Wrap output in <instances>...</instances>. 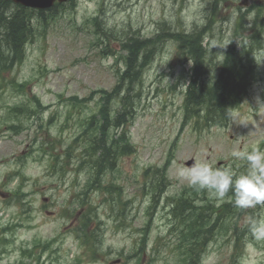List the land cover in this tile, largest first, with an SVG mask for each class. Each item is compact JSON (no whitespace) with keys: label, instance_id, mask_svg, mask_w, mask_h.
Masks as SVG:
<instances>
[{"label":"rangeland","instance_id":"rangeland-1","mask_svg":"<svg viewBox=\"0 0 264 264\" xmlns=\"http://www.w3.org/2000/svg\"><path fill=\"white\" fill-rule=\"evenodd\" d=\"M244 1L77 0L74 13H63L45 35H38L27 45L22 65L13 70L0 69V206L5 207L0 218V264L20 262L23 250L38 257V244L51 247L41 256L44 264H75L76 260H79L77 264H116L117 260H120L118 264H138L137 255L128 263L125 257L134 253L142 236L138 230L148 221L149 197L142 192L145 170L163 167L173 154L166 173L167 196L176 198L189 187L181 176L186 161L200 160L214 168L232 164L235 168L241 161L232 159V151L256 147L264 150V0H248L246 7L239 6ZM214 13L211 36L205 39L206 66L213 72L210 76L214 74V63L223 60L229 41L237 45L241 42L237 23L243 16L244 28L248 29L241 31L244 37L253 34L255 24L262 33L261 49L258 51L257 46L255 53L259 80L235 110L227 127L214 126L197 132L190 123L181 131L183 84L187 76L184 69L188 65L185 58L182 64L178 60L176 42L164 43L160 38L159 26L166 22L168 26L190 32L194 27L205 26ZM94 19H99L102 28L115 35V39H110L114 51L107 50L104 56L99 55V48L92 47L94 28L89 23L93 24ZM133 34H137L134 39L138 37L141 44H147L155 53L151 63L137 74L136 84L130 85L134 89L131 96H134L136 116L127 130L136 153L122 158L117 170L103 179V186L121 188L124 202L132 201L124 222L129 226L117 228L112 207L121 195L117 189L112 195L106 190L85 192L92 171L89 166L82 169V162L87 159L85 146H89L91 138L79 139L76 127L61 129L68 110L59 106L58 96L65 101L70 96L88 98L95 91H112L118 84L116 73L124 68L122 57L127 53L121 45L129 37L133 38ZM17 82H27L24 93L14 90ZM32 96L40 98L43 106H49L46 117L58 115L48 131L39 129L41 122L37 117L14 116L10 111L23 104L35 108ZM100 98V94L95 95L88 104L100 105ZM112 110L116 114L119 108L114 106ZM94 113L82 112L81 118L84 120ZM11 125L18 126V132L13 131ZM109 137L112 139L115 135L111 133ZM19 188L23 195H16ZM210 201L218 205L226 198L216 202L206 193L200 205L206 207ZM89 208H93V214L105 227V243L99 258L81 245L73 232L83 223V215ZM121 209V204L116 206V210ZM261 215H264V206L259 205L257 217ZM248 219L238 218V227L247 226ZM20 223L24 226L3 234L5 228ZM152 223L147 252L139 264H175L180 255L174 248L161 245L172 237L162 209L155 214ZM245 235L247 243L240 250L232 248L235 237L231 230L212 235L214 239L208 245L205 255L208 256H204L202 264H264V241H255L248 231ZM160 238L161 242L157 243ZM35 259L27 257L23 262L36 264L30 261Z\"/></svg>","mask_w":264,"mask_h":264},{"label":"trees","instance_id":"trees-1","mask_svg":"<svg viewBox=\"0 0 264 264\" xmlns=\"http://www.w3.org/2000/svg\"><path fill=\"white\" fill-rule=\"evenodd\" d=\"M74 7L75 3L72 4L71 8L73 9ZM16 12L17 8L11 3V0H0V34L3 37L2 41H0V69L2 70L12 69L15 65L22 64L25 58V44L35 36V32L33 33V19L27 17V13ZM214 15L215 13L208 18V28L206 25L199 28L194 27L190 32L177 31L173 28H167L166 30L165 28L162 29L167 33H175L174 36L177 38H173L178 47V60L180 63L182 64V60L185 58V64L191 63L192 65L190 75L188 76V89L183 103L184 124L194 120L197 128L206 129L213 126L222 127L228 125L232 113L242 103L244 97L248 94L253 81L256 80V77L260 76L259 62L256 61L255 53L257 51V46L258 51L261 49L259 40L261 39L262 33H260V30L258 31L259 28L257 24H255L257 23V19H255V26L252 28L253 34L250 37H244V33L241 31H248V29L244 28V17H241L238 21L237 29L244 37L243 41H245V43L241 44L240 48H237L242 42V38L238 45L230 40L228 48L223 55V60L219 63H214V74L210 76V73L213 72L210 71V66H206L207 48L205 47L204 36L206 31L210 30L211 22L214 21ZM45 19L46 18L41 15L40 22L45 23ZM92 25L95 26L96 33H102L108 42H111L109 41L110 39H115L114 34H111L110 31H106L102 28L99 19H94ZM162 25L163 27L166 26V24ZM262 26L261 23V27ZM98 27H101L100 31L98 30ZM135 37H129L127 42L122 45L123 50H127L129 53L126 55L127 57H122L124 59V70L120 75V83L111 93L105 91L101 92L103 101H105V105L99 114L101 116L99 120L102 121V135L100 138L94 140L95 145H93L94 148L95 146H98L100 149V159L94 160L96 166L94 176L95 180L99 183V176L101 177L105 169L115 165L119 157L129 154L131 151L125 131L122 134L120 133V137L118 136L112 143H108L107 139L109 137V131L108 127L104 125H110L111 110L108 109L110 101L113 102L118 100V105H121L124 108L116 117L115 123L117 128L122 127L127 120L134 117V113L131 111L135 108L134 96H131L134 91H130L129 89L126 90L124 89V86L136 84L135 80L137 79V74L147 67L146 65L149 64L152 59L151 57H153L155 52V50L147 44H141L138 37L134 39ZM246 40L249 42L247 43ZM108 42L102 50L104 53L109 50L107 47L109 45ZM263 47L264 44L262 45V48ZM154 48L156 49L157 46H154ZM213 54L216 53L213 52ZM25 87V84L20 85V91H24ZM128 88L130 87L128 86ZM130 89L132 90L133 88ZM71 100L73 101V105L77 106L79 100L75 97ZM35 102L37 103L39 110H42V104L40 101L35 99ZM38 113L39 111L29 108L28 105L13 109L14 116L22 114L31 117ZM96 120V117L91 120L92 123H90V127L87 129L86 134L88 132L93 135L97 133L96 129L93 127L100 123H96ZM18 128L19 127L14 125L11 126V129L15 132H18ZM114 147L116 149H114ZM98 148L95 149V152L97 153H99ZM111 158H115V160H111ZM239 170H244V162L240 165ZM159 175L161 174L157 172V178L151 183L152 189L156 191V193L157 191H165V178L164 176L159 177ZM154 183H156V186H154ZM190 193L191 195L189 196L188 194ZM182 196V198L177 200V212L180 215H184V209L189 211V214L185 219L186 222L187 218H189V223L185 226L186 235L183 236L181 240V247H183L182 253L185 255L187 249L191 248L190 251H192L195 246L201 245L211 235H215L218 231L230 228L234 216L245 215L250 219L257 217L252 208L239 209L234 207L231 201L222 205L209 202L208 206L199 207L195 206L194 200L192 201L190 199L192 196L198 197V192L184 190ZM229 196H231V193H229ZM196 212L198 213L197 215ZM231 230L236 239L235 244H237V247L234 248L235 250H240L241 245L244 243V237L246 236L245 232L248 231V225L240 229L238 224H236ZM84 236L89 239L87 234H84ZM90 250L93 252L95 251L94 253L96 254L98 246L94 244V246L90 247ZM188 256V258H185L186 260L183 264H200L198 258L192 254ZM182 262L183 261H181V263Z\"/></svg>","mask_w":264,"mask_h":264},{"label":"clouds","instance_id":"clouds-1","mask_svg":"<svg viewBox=\"0 0 264 264\" xmlns=\"http://www.w3.org/2000/svg\"><path fill=\"white\" fill-rule=\"evenodd\" d=\"M231 157L234 161L244 162L243 171L239 170V164L235 168L232 164L214 168L209 163L195 160L182 170L181 176L190 188L206 192L209 199L216 202L228 198L239 209L264 206V150L259 147L234 150ZM248 232L255 241H264V215L250 219Z\"/></svg>","mask_w":264,"mask_h":264},{"label":"bare ground","instance_id":"bare-ground-1","mask_svg":"<svg viewBox=\"0 0 264 264\" xmlns=\"http://www.w3.org/2000/svg\"><path fill=\"white\" fill-rule=\"evenodd\" d=\"M10 3V2H9ZM214 9V8H213ZM213 12V11H212ZM215 12V11H214ZM208 17V16H207ZM46 20V19H45ZM42 21V20H41ZM212 21V20H211ZM33 26H35V23H34V20H33ZM212 23V22H211ZM163 24H166V26H164L163 27V25L161 24V26H159V32H158V35L160 36V38H162L163 40H164V43L166 42V41H172V42H174V38L173 37H176V36H174L175 35V33H173V32H171V33H167V32H165V30L167 29V28H173V29H176L177 31H180V30H178L177 28H176V26H174V27H171V26H168L167 25V23L166 22H163ZM208 24H209V20H208V22H207V24H206V26H207V28H208ZM212 25V24H211ZM163 28H165V30H162ZM211 28V27H210ZM33 29H34V27H33ZM211 30V29H210ZM210 30H207L206 31V33H205V36H204V38L205 39H207V38H209L208 36H211V32H210ZM183 31H185V30H183ZM33 34V33H32ZM166 34H168V35H166ZM135 36H137V34H135ZM134 35L132 36V37H135ZM131 38V37H130ZM177 38V37H176ZM30 39V38H29ZM126 42H127V40H126ZM205 42V41H204ZM204 44V43H203ZM206 45V44H205ZM206 47V46H205ZM127 51V50H126ZM129 52L127 51V54H128ZM155 53V52H154ZM159 53V52H158ZM25 56V55H24ZM207 56V55H206ZM127 57V56H126ZM18 63H19V61H18ZM188 65V64H187ZM1 66V65H0ZM123 67H124V59H123ZM191 69V68H190ZM186 77V76H185ZM258 77V76H257ZM128 86L129 85H125L124 86V89H126V90H130V91H134V89H130V88H128ZM184 88V87H183ZM223 118V117H222Z\"/></svg>","mask_w":264,"mask_h":264},{"label":"water","instance_id":"water-1","mask_svg":"<svg viewBox=\"0 0 264 264\" xmlns=\"http://www.w3.org/2000/svg\"><path fill=\"white\" fill-rule=\"evenodd\" d=\"M17 2H20L22 4H27V5H35V6H39V7H47L49 5H51L55 0H15ZM60 2H64L67 0H59ZM194 161H190L187 165L191 166V164Z\"/></svg>","mask_w":264,"mask_h":264}]
</instances>
